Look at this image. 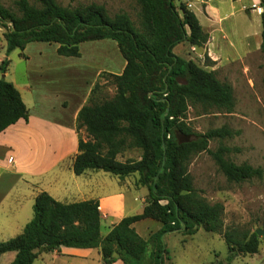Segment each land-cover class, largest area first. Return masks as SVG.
<instances>
[{
	"label": "trees",
	"instance_id": "1",
	"mask_svg": "<svg viewBox=\"0 0 264 264\" xmlns=\"http://www.w3.org/2000/svg\"><path fill=\"white\" fill-rule=\"evenodd\" d=\"M136 1L141 8L138 26L128 13L112 17L97 3L73 7L57 0H17V13L0 2L7 56L15 49L24 55L31 42L57 44V54L65 57H80L84 42H117L125 67L120 74L101 72L80 109L78 153L72 169L76 175L104 171L122 180L138 174L137 185L148 189L142 212L122 218L106 235L97 199L63 203L46 191L38 193L33 217L23 232L0 241V253L17 252L12 264H33L40 252L62 246L100 247L103 264L118 260L124 264H166L171 255L165 236L175 231L193 235L200 227L223 235L229 249L228 264L234 255L259 251L256 231L241 234L225 229L224 205L210 203L194 186L189 171L191 159L207 152L230 182L240 183L264 173L262 168L229 160L227 146L209 147L212 140L233 136V130L222 126L198 132L187 120L190 107L203 113L213 109L232 113L235 109L230 82L173 51L183 42L204 48L210 34L183 0ZM260 7V49L264 53V0ZM9 63V58L2 61V72ZM101 79L111 80L115 86L111 98L100 97ZM29 116L20 91L5 77L0 78V133L20 119L28 121ZM133 150L140 151L139 158L120 159ZM147 218L162 224L148 239L134 227Z\"/></svg>",
	"mask_w": 264,
	"mask_h": 264
},
{
	"label": "crops",
	"instance_id": "2",
	"mask_svg": "<svg viewBox=\"0 0 264 264\" xmlns=\"http://www.w3.org/2000/svg\"><path fill=\"white\" fill-rule=\"evenodd\" d=\"M183 1L196 13L204 29L209 30L210 39L204 47V53H207L215 63L230 54H248L261 47L262 25L253 31L246 29L243 32L238 30L234 22L224 27L225 22L236 13L234 5L229 7L232 9L230 12L223 14L218 4H214L218 0H196L200 4L197 9H194L192 1ZM252 1L256 2V0ZM202 7L204 15L211 21L209 26L204 25L200 17L199 11ZM257 14L261 17V13L257 11ZM250 19L253 20L251 17ZM217 25L218 28H215ZM224 34L238 40L234 42L236 49L233 51L226 50L227 39L224 41L222 39ZM238 34L240 40L237 38ZM1 38L4 40L2 41ZM100 41L108 48L105 50L107 53L110 50V55L115 57V61L108 66H91L93 70L90 75L79 70L62 69L61 64L49 63L48 55H52L53 52L54 59H66L65 56L57 54L58 45L52 47L53 45L45 42L29 43L23 52L24 55L21 51L19 54L18 64L21 69L11 71L12 58L10 54L7 56V43L0 28V66L4 59H10L5 73L0 68V78L5 77L16 86L30 113L28 121L20 119L0 133V229L18 231L17 233L21 234L32 219L35 197L42 191L48 192L63 203L97 199L100 204L104 235L122 218L131 215L124 188L116 186L114 189H107L109 185L102 180L100 171L88 170L82 175H76L72 169L74 158L78 153L77 116L80 109L87 103L102 70L120 74L126 64V60L120 57V50L115 40ZM182 44L189 45L187 55H190V50L196 48L188 42H183L174 47V53L190 59L183 51L176 50ZM31 46L35 47V52L31 51ZM49 49L51 53H48ZM78 58H82V52ZM119 62L121 68L118 70ZM65 67L68 66L64 65ZM56 68H61L58 73L56 72L62 76L59 78L63 79L59 84L60 87L50 82L47 77L54 74L52 71ZM37 74L44 78L36 77ZM118 180L122 182V179ZM144 196L135 198V200L141 198V207L137 213L142 212L145 206ZM161 226L159 221L150 218L134 223L136 230L146 239ZM94 254L102 260L100 247L62 246L54 251L40 252L33 264H86L87 259L92 258ZM16 255V251L0 253V264H12ZM113 264H124V262L118 260Z\"/></svg>",
	"mask_w": 264,
	"mask_h": 264
},
{
	"label": "rangeland",
	"instance_id": "3",
	"mask_svg": "<svg viewBox=\"0 0 264 264\" xmlns=\"http://www.w3.org/2000/svg\"><path fill=\"white\" fill-rule=\"evenodd\" d=\"M16 1L0 0L1 4L18 13ZM30 1L35 3V0ZM57 1L64 6L71 5L73 7L91 3L102 4L112 17L118 13L126 12L134 23L137 26L139 25L141 8L136 0ZM190 1L194 3V9H197V6L200 5L196 0ZM214 4H218L223 14L232 10L229 8L231 5L235 6L234 10H236V13L225 22V28L226 25L230 26L234 22L238 26V30L243 32L246 29L253 31L256 27H261L262 25L261 17L257 14V11L259 13L262 12L260 0H256V2L252 0H218ZM199 12L203 24L209 26L211 21L204 15V8L202 7ZM215 28H218V25ZM205 30L209 32L207 28ZM1 31L3 32L4 28H1ZM237 38L240 40L239 34ZM222 39L223 41L227 39L225 41L227 51L236 49L234 42L238 40H235L233 36L225 35ZM1 40L3 41L4 39L1 38ZM50 45L57 47V44ZM30 48L31 51L35 52L34 46ZM188 48V44L185 46L182 44L176 50L183 51L188 58L194 60L203 68L215 70L220 80L230 82L234 88L236 102L232 113L218 112L214 109L211 112L203 113L199 109L190 107L187 114V120L190 125L198 132H206L222 126L233 130L235 132L233 136L212 140L209 147L212 150H217L221 145L227 146L230 148V151L226 154L229 160L237 164H250L264 170V53L259 48L248 54L226 55L227 57H222L219 62L215 63L207 53H204V48H193L189 52L190 55H187ZM107 49L100 40L89 41L81 46L82 58L65 57L66 60L61 58L54 59L52 55H55V53L53 52L52 55H48V62L61 64L63 66L62 69L79 70L90 75L93 70L91 66H108L112 61H115V57L110 55V50H108L109 53L105 51ZM51 52V49H49L48 53ZM19 54V49H15L10 53V58H12L10 63L11 71L21 69L18 64ZM120 57L123 58L121 53ZM64 65L68 67L64 68ZM120 68L121 62L118 64V70ZM60 69L56 68L52 71L54 74L50 77L47 75L50 82H54L53 84L57 87L61 86L59 84L63 80L59 78L62 76L56 74ZM36 77L44 78V76L40 77L38 74ZM101 82L103 87L99 94L100 97L111 98L116 90L112 81L101 79ZM139 156L140 151L133 150L124 153L120 156V159L139 158ZM189 171L193 176L194 186L210 203L220 202L224 205L225 229H235L241 234L255 232L258 228L264 230V173L262 177H255L240 183L230 182L221 172L213 157L207 152H201L191 159ZM99 175H102V180L109 185L107 189H114L116 186L124 188L129 214H135L140 210L141 198L137 200L135 198L145 195L146 200L148 189L137 185L138 174L128 176L122 182L118 180L117 176L108 172L100 171ZM33 213L32 210L31 217H33ZM17 232L0 229V241H6L17 236L19 234ZM258 236L260 238L259 251L254 255L244 253L234 255L232 264H264V239L263 236ZM165 243L171 255V259L167 260L166 264H228L229 249L223 235L221 233L208 232L204 227H200L193 235H187L183 231L168 233L165 236ZM4 258H7V256H4ZM86 264H103V259L100 260L94 254L92 258L87 259Z\"/></svg>",
	"mask_w": 264,
	"mask_h": 264
},
{
	"label": "water",
	"instance_id": "4",
	"mask_svg": "<svg viewBox=\"0 0 264 264\" xmlns=\"http://www.w3.org/2000/svg\"><path fill=\"white\" fill-rule=\"evenodd\" d=\"M256 232L258 235L264 236V230L258 228V229H256Z\"/></svg>",
	"mask_w": 264,
	"mask_h": 264
},
{
	"label": "bare ground",
	"instance_id": "5",
	"mask_svg": "<svg viewBox=\"0 0 264 264\" xmlns=\"http://www.w3.org/2000/svg\"><path fill=\"white\" fill-rule=\"evenodd\" d=\"M258 9H260V10H261V8H260V7H258Z\"/></svg>",
	"mask_w": 264,
	"mask_h": 264
}]
</instances>
